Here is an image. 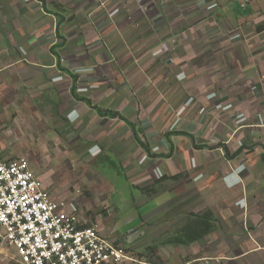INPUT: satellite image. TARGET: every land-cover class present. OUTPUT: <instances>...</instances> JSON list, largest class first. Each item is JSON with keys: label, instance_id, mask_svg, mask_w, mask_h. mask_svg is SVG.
I'll return each instance as SVG.
<instances>
[{"label": "crops", "instance_id": "obj_1", "mask_svg": "<svg viewBox=\"0 0 264 264\" xmlns=\"http://www.w3.org/2000/svg\"><path fill=\"white\" fill-rule=\"evenodd\" d=\"M225 1L0 0V112L14 109L19 124H49L56 140L78 145L87 162L116 154L147 199L165 194L137 231L109 236L128 246L139 240L156 260L183 258L165 264L214 256L224 264H264V52L261 62L242 64L262 42L263 2L242 9L234 0L235 12ZM243 80L248 84L236 86ZM73 87L133 123L142 140H153L154 154H170L169 132L193 137L172 136L170 157H150L128 123L76 99ZM209 94L216 99L206 101ZM225 149L241 152L228 158ZM88 164L95 163L81 174L93 188L104 186L105 176ZM206 212L214 231L189 243L184 229Z\"/></svg>", "mask_w": 264, "mask_h": 264}, {"label": "rangeland", "instance_id": "obj_2", "mask_svg": "<svg viewBox=\"0 0 264 264\" xmlns=\"http://www.w3.org/2000/svg\"><path fill=\"white\" fill-rule=\"evenodd\" d=\"M259 1L263 3L260 5L257 2L259 5L257 13L260 12L259 15L264 18V0ZM224 3L226 8L231 11L237 12L239 10L234 0H226ZM247 12L246 16H248ZM250 21L251 19H248L246 24H249ZM251 24L255 25L254 22ZM257 33L259 35L257 39L264 43V30ZM260 43L257 45L256 51L248 50L247 59H242L243 66H245V62H248V60L254 61L258 59V56L262 55L264 44ZM258 50L259 52H257ZM216 58L219 62L220 58ZM260 60L259 62L262 61ZM194 67L195 64L192 68ZM192 68L189 66V70ZM252 72L253 74L258 73V67L246 73L247 79H249ZM229 82L231 81H226V83ZM246 82V80H243L236 85V81L234 85H247L248 83L246 84ZM208 84H210L211 88L213 87L212 82ZM214 85L216 87L222 86L223 88L225 82L223 84L222 82L214 81ZM211 88L207 85V87H204V91ZM214 99L216 98L213 94L205 96L206 101H214ZM14 117H16L14 109L10 112L2 109L0 112V146L7 152L12 153L13 157L20 156L27 158L34 170L42 176L46 188L52 195L57 200L64 202L72 211L85 215L90 219V223H98L103 228L102 235L106 238H109L110 234L114 233L125 238L128 234L137 231L144 223L143 218L151 211H154L167 198L165 194H158L153 199H147L141 187L133 185L129 175L122 168L120 158L116 154L104 151V154L98 160L87 162L84 158L85 155L76 151L80 148L78 145H69L68 141L65 145L58 142L56 136L53 134L55 130L49 124L45 123L49 128H45V125L38 128L35 127L37 124L35 122L29 124V121L23 120L19 124L20 122L12 121ZM30 125L31 127L28 128ZM146 139L143 137L144 142H147L149 147H154V144H152L153 140L152 142H148ZM85 148L88 149L89 146ZM67 151L70 153L74 152L75 158H72L71 154L66 156ZM87 163H95L88 165L97 173L105 176L107 181L104 186L99 184V186H96L97 188H93L91 186L92 181H89L88 176L81 174L86 169L85 164ZM90 173L93 174L94 172ZM91 179L93 180L92 177ZM250 208L252 206L249 207V210ZM138 242L139 240H136L131 244L132 246H128L124 241L120 240V243L124 245L126 250H128L127 252H129L128 254L133 259L131 262L125 261L123 264H145L147 260L153 258L144 252L143 244ZM219 243L221 242H214L213 252L219 251L217 248ZM156 253L158 254V252ZM171 255V257L167 258L159 256L160 259L156 260L153 258V261L155 264H165L167 262L180 263L183 260L181 257L175 258L173 254ZM204 259V261H200L197 264H224V261H221V257L218 256L210 259L205 257ZM0 264H21L17 251L6 245H0Z\"/></svg>", "mask_w": 264, "mask_h": 264}, {"label": "built area", "instance_id": "obj_3", "mask_svg": "<svg viewBox=\"0 0 264 264\" xmlns=\"http://www.w3.org/2000/svg\"><path fill=\"white\" fill-rule=\"evenodd\" d=\"M246 8L250 0H239ZM0 245L21 264H123L131 258L98 223L72 211L46 188L24 157L0 146Z\"/></svg>", "mask_w": 264, "mask_h": 264}, {"label": "trees", "instance_id": "obj_4", "mask_svg": "<svg viewBox=\"0 0 264 264\" xmlns=\"http://www.w3.org/2000/svg\"><path fill=\"white\" fill-rule=\"evenodd\" d=\"M258 30L259 31L264 30V24L261 27H259ZM72 92H73V95L75 96L76 99H78L80 101H85L93 109L97 110L99 112V114L108 115V116H110L112 118H119V119H122L123 121H125L126 123H128L130 125L133 133H134V137H135L137 143L140 145L142 150L150 157H170V155H171V153H172V151L174 149L173 143L170 140L172 136H175V135H186V136H189L191 138L193 137L192 135L187 134L185 132H178V131L169 132V133L166 134V138H168V140H169L170 154L169 155H157V154H154L152 152L151 148L149 147V145L146 142H144L141 139V137L139 136V132L136 129V126L133 123H131L128 120H126L120 113L111 112V111L103 112L98 106H95L94 104H92L88 99L83 98V97H79L76 94L75 87H73ZM196 147L203 148V146H196ZM225 152H226V156L228 158H231L233 156L238 155L241 152V150H238L233 156H230L229 151L227 149H225ZM196 220H197L196 224L187 225V227L184 229V232L186 233V235L188 237V242L189 243L209 235L210 233H212L214 231V228H215L213 223H212L211 214L209 212H206V213H204L202 215L196 216Z\"/></svg>", "mask_w": 264, "mask_h": 264}]
</instances>
